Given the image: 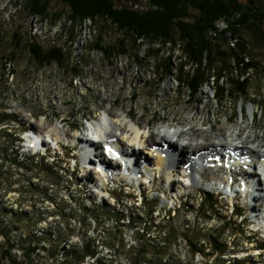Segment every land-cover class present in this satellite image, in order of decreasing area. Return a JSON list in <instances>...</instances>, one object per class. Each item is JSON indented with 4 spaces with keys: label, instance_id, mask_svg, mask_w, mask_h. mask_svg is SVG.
I'll list each match as a JSON object with an SVG mask.
<instances>
[{
    "label": "rangeland",
    "instance_id": "obj_1",
    "mask_svg": "<svg viewBox=\"0 0 264 264\" xmlns=\"http://www.w3.org/2000/svg\"><path fill=\"white\" fill-rule=\"evenodd\" d=\"M114 1L118 7L144 9L148 5V0ZM50 7L52 12L64 11L67 15L61 4L51 2ZM62 25L53 26L38 17H30L16 5L15 0H0V207L12 213L11 218L3 220L4 224L17 227L23 234L33 231L36 235L30 236L37 241L44 240L45 244H40L45 247L55 249L51 241L55 240V233L60 235L61 240H58L56 248L61 254L58 259L50 260L49 256H44L36 260L37 264H66L63 250H70L72 246L80 247L88 241L93 244L95 240L113 248L103 250L100 255L105 257L103 261L109 264H133L131 260L139 256L141 248L136 237L147 238L149 234L156 237L157 231L161 238L154 240L161 243L158 256L162 262L264 264V229L262 227L254 234L251 232L253 226L248 230L245 228V216L241 218L240 211H237L240 214H236V205L243 207L242 198L231 205L232 201L226 194L217 195V191L210 188L207 194L212 199L211 210L201 209L202 197L206 192L189 185L190 178L186 175L188 166L179 164L174 176L167 172L166 181L161 176V169L158 170L155 156L141 148L128 146V140L123 138L125 133L120 136L114 132L119 142L127 143L128 150L134 152L136 148V155L152 159L148 176L140 177L141 173H137L136 182H131L128 176L102 180L94 163H80V150L72 149L76 141L71 140V137H83L79 129L86 119L93 126L99 117L104 118L103 111L119 108H123L129 116H137L141 122L150 123L147 127L139 128L144 130L142 132L151 131L149 135L155 141L152 149L161 142L153 134L155 127H166V121L174 118V122L182 123L180 129H185L183 119L191 114L206 118L200 123L209 130V143H214L221 128H234L236 125H250L254 138L261 140L264 137V73L250 72L251 86L246 99L233 96L218 101L215 98L216 90L211 84L205 86L195 98H190L174 76L162 80L161 74L154 76L157 65L162 61H144L139 65L131 55H113L109 58L106 54L90 50L95 43L98 27H95V34L88 24L77 30V40L69 41L68 32L64 31ZM218 27L222 29L224 25L219 23ZM105 30L104 44L115 43L118 39L116 29L105 26ZM31 39L45 50L61 47L67 57L64 66L61 68L53 64L41 68L24 50L26 42ZM19 43L22 46L16 48ZM151 47L156 48L158 45ZM169 47L160 54L162 59L170 55ZM148 48L149 45L142 43L139 57L144 56ZM8 49H16V60L5 68L3 57ZM259 53L257 57L262 62L260 68L264 71V48ZM178 54V51L171 53L172 68L180 64ZM75 71L79 76L75 75ZM64 119L65 122L62 121ZM27 126L37 128L38 134H41V142L48 148L46 155L44 150L34 149L23 155V150H26L24 146H28L30 141L19 140L25 137L23 133ZM114 129L119 132L117 128ZM94 148V154L98 153L100 147L95 145ZM73 157L76 159L73 160ZM14 159L23 163L32 162L33 166L26 164L22 168ZM211 159L214 161V158ZM207 166L209 168L204 171L203 168ZM210 166L207 163L192 170L193 176L203 181L199 184L203 187L212 185V176L219 181L224 178L222 169L210 171L213 168ZM49 168L58 175L57 179L43 171ZM85 176L92 177L93 183L89 187L81 184ZM58 182L60 185H57ZM170 182L173 185L166 193ZM130 193L131 197H127ZM237 197L240 198V195ZM151 201L156 203V207L155 212L148 216L144 204L148 202L146 204L150 205ZM160 208L161 212L157 213L156 210ZM91 210H96L98 220ZM255 213L257 217L253 223L256 225L264 217H260L262 210H255ZM21 214H25L26 219L18 223L15 219ZM82 217L83 222L79 223ZM116 217L121 219L114 220ZM128 217L131 221L140 218L139 223H146L150 230L132 228ZM226 221L232 224L223 231ZM133 223V226L136 225ZM116 226L118 230H115ZM221 230L223 233L216 241L222 244L221 249L225 251L222 255L210 243L213 233ZM19 232H15V235ZM63 236L65 240H62ZM248 237L249 241L245 239ZM112 238L116 240L112 242ZM11 240V244L18 245L12 237ZM1 241L5 242L6 239L0 237ZM259 246L261 250L256 251L255 248ZM12 251L18 259L22 257L20 251ZM82 264L95 262L92 258H86Z\"/></svg>",
    "mask_w": 264,
    "mask_h": 264
},
{
    "label": "trees",
    "instance_id": "obj_2",
    "mask_svg": "<svg viewBox=\"0 0 264 264\" xmlns=\"http://www.w3.org/2000/svg\"><path fill=\"white\" fill-rule=\"evenodd\" d=\"M51 2L63 5L67 15L64 11L52 12ZM15 3L30 17H38L53 26L63 24L64 31L68 32L69 41L77 40V30L88 24L93 27L90 28L95 34V27H98L97 34H94L95 43L90 47L91 51L101 52L109 58L113 55H131L139 65L144 61H162L163 63L157 65L154 76L161 74L160 80L174 76L180 88L185 90L190 98H195L205 86L211 84L216 90L215 98L218 101L233 96L237 99H246L251 86L250 72L264 73L260 68L262 62L257 57L260 55L259 50L264 48V0H148V5L144 9L135 6L118 7L114 0H15ZM219 23L224 25L222 29L218 27ZM105 26L116 29L118 39L115 43L104 44V36L107 33ZM142 43H146L150 48L144 56L139 57ZM154 44L158 47H151ZM20 46L22 45L19 43L16 48ZM167 46H170L171 53L179 52L177 60L180 64L177 68H172L171 53L165 59L161 58L160 54ZM24 50L41 68L53 64L62 68L67 58L61 47L54 46L45 50L33 39L26 42ZM15 54L16 49L7 50L3 57L5 68L15 62ZM13 73L14 71L11 72ZM75 75L79 76L77 71ZM3 158L6 156L3 155ZM14 161L21 167L27 166L26 164L33 166L32 162L23 163L15 159ZM43 171L57 179L58 175L52 168ZM58 184L60 185V182ZM202 198L201 209L211 210V197L204 194ZM146 203L148 202H145L144 206L146 205L147 215L151 216L155 212L156 203H149L150 205ZM91 211L98 220L96 210ZM11 215L10 210L0 207V237L6 239L5 242H0V264H37L36 260L44 256H49L50 260L58 259L61 255L56 249L59 245L58 240H61L59 234L55 233L56 238L51 241L55 249L45 247L40 244L44 243V240L37 241L30 236L36 235L33 231L23 234L17 227L4 224L3 220L11 218ZM21 215L23 217L19 215L15 219L18 223L26 219L25 214ZM59 215L64 217L60 212ZM120 219L116 217L114 220ZM134 219L137 221H131L130 217L127 219L132 228L143 227L150 230L146 223H139L140 218ZM81 222L83 217L79 223ZM133 222L136 225L133 226ZM231 224L226 221L222 230L229 228ZM115 230H118L117 226ZM222 230L214 232L213 239L210 237V243L221 255L225 251L221 249L222 244L216 240L221 237ZM15 232H19L18 235H15ZM135 233L137 235L138 232ZM158 235L157 231L156 237L150 234L147 238H141L139 235L136 237L141 248L139 256L132 258L133 264H173L159 259L161 243L154 240L161 238ZM11 237L18 245L11 244ZM114 240L116 239L112 238V242ZM83 244L80 247L72 246L67 251L63 250V254H66V264H82L86 258L94 259L95 264H109L103 261L105 257L102 258L100 255L104 249L112 250L111 246L98 240L93 244L89 241ZM98 246L101 250H98ZM14 249L20 251L21 258L18 259L14 255L12 251Z\"/></svg>",
    "mask_w": 264,
    "mask_h": 264
},
{
    "label": "bare ground",
    "instance_id": "obj_3",
    "mask_svg": "<svg viewBox=\"0 0 264 264\" xmlns=\"http://www.w3.org/2000/svg\"><path fill=\"white\" fill-rule=\"evenodd\" d=\"M102 114L104 115V118H102L101 116L99 120L103 122V126L100 125L98 121L95 122L94 128L91 131L92 134L98 136L99 140H105V137L103 136L104 131L101 130V127L105 130H110L111 128L112 131L116 132L120 136L125 133L123 138H126L128 140V146L132 145L133 147H137L138 149L143 148V150L147 152V154L151 153L155 156L158 170L161 169V176H164L166 181L168 179L167 172L173 174L174 176V174L179 169V164L181 163H184L188 166V171L191 168L195 170L196 164L204 165L203 163H209L211 158L218 157L220 161H224L225 158L222 156L224 153H221V150L231 149V147H244L252 149L259 155L260 160L258 161V164L261 165L260 161L264 162V137L261 140L255 139L254 135L249 129L250 125H236L234 128L230 126L221 128V133L217 138L214 139V143H209L211 140L209 138V130L205 129V127L200 123L206 118L203 119L193 114H191L190 116H185L183 119V127H185V129H180L182 123L174 122V118H171L170 120L166 121V127L157 126L154 128V130L156 131V137L162 143H164L163 145L159 146V150H168L165 151L163 155L162 153L160 154L159 152H155L152 149V145L155 143L154 137L150 136L148 131L142 132V129L139 128V126L143 128L147 127L150 125V123L141 122L138 117L133 114L129 116L123 108H119V110H106L105 112L103 111ZM112 118L114 119V121ZM62 121L65 122L66 120L64 119ZM132 122H134L135 124H133ZM89 126L92 127V124H89ZM27 127L28 134L23 137V141H30V143L28 144V146H24L26 147V150H23V155H26L27 151H30L31 149H34L35 151H47V146L39 140L41 134H38L37 128L31 126ZM114 128H117L119 132L115 131ZM168 135L171 138V140L169 141L166 140V137ZM114 138H116L115 135H113L110 142ZM97 139L98 138L96 137L95 141ZM71 140L76 141V144H73L74 146L72 147V149H74V151L80 150L78 156L80 163H82L83 165L94 163L95 170L100 175V177H103V174L107 176L110 175V178L114 179L122 176H128L131 182H136L137 173H141L140 177L148 176V167L151 165L152 160L147 157L141 158L139 155H136L134 153L136 148L134 149V152L133 150L131 152L130 150H128L127 145H123V143L118 141V145H120L119 147L123 154L121 160H118L119 158H115L117 159L114 160V163H116L115 166H118L120 168L114 169L115 166H113V163L109 162L110 157L108 155V157L105 155L106 151H101L105 146V143H103L104 146L101 147V143H95L91 141L89 139V136L86 139H75V137H71ZM85 143H89V145H86ZM95 145L100 147V150L98 149L99 151L97 150L98 153L96 154H94ZM171 145H174V147H171ZM75 159L76 158L73 157V160ZM262 165L264 166V164ZM219 169H222L224 173V178L221 181H219V179H216L219 182L221 189L223 190L222 185L227 183H229L230 187L229 195H227V192L222 194H226L227 198L231 199V205L234 203V201H240V199L242 198L244 209H246L247 213L249 214L250 220L252 219V217L253 219H256L257 216H255V210L260 212V210L264 208V188H262V186L264 185V172L260 167H258L255 172L249 173L247 172V170H242L236 165H232L230 170H227L225 166H218L216 171H218ZM258 176H261L259 180L257 178ZM187 177L190 178L189 185L192 184L193 186H196V184L193 183L195 181L192 179V176L189 177V175H187ZM247 179L251 180V186L254 184V186L257 187L258 190L261 188L260 194L253 198V203L250 202L249 195L245 193V190H243V187L241 185H238L237 191H234L232 187L234 183H237L238 181H241L242 183ZM92 183V177L87 178L85 176L81 180V184L84 187H89ZM172 185L173 183L170 182L167 188L168 191H166V193L170 191ZM125 187L130 188L131 186ZM238 195H240V198L237 197ZM251 222L252 224H254L253 220ZM263 222L264 218L259 224L256 222V225L254 224L255 229L259 228L260 224H262Z\"/></svg>",
    "mask_w": 264,
    "mask_h": 264
}]
</instances>
